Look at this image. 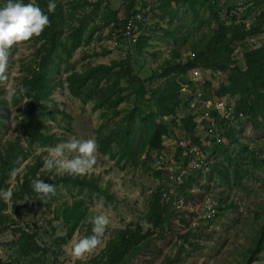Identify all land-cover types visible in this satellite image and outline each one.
<instances>
[{
  "label": "rangeland",
  "instance_id": "rangeland-1",
  "mask_svg": "<svg viewBox=\"0 0 264 264\" xmlns=\"http://www.w3.org/2000/svg\"><path fill=\"white\" fill-rule=\"evenodd\" d=\"M40 1L36 3L39 5ZM58 1L62 7L63 32L62 45L57 48L59 71L54 70L57 84L40 101L56 108V112L50 117L42 115L43 108L36 107L35 114L44 125L43 132L54 134L60 144L72 137L94 138L97 142L98 131L101 135L121 131L130 146L121 145L122 152L127 153L124 156L114 141L110 143L114 156L97 151L94 168L77 176L80 181H73L76 176L44 170V159L52 147L37 143L29 146L21 123L31 99L24 83L40 61H44L41 56L48 43L42 33L14 46L8 80L0 86V150L8 146V141L18 140L26 155L14 176L6 173L7 167L0 157V178H3L0 190L12 191L8 201L0 199V227H4L0 232V263L264 264V117L258 116L261 124L255 126L246 114L232 131L234 141L227 136L225 145L230 158L222 152L207 150V167L184 180V172L180 173L179 168L187 167L182 162L181 144L190 142L185 129L186 109L180 107L173 115L160 116L158 121L167 124L168 132L162 136V147L151 149L146 144L149 122L142 119V110L148 113L156 107L149 94L136 101V88L129 85L143 83L150 89L171 77L169 74L173 72L167 77L159 73L170 63L194 59L190 56L196 54L192 50L198 46L199 39H204L201 49H205L219 30V23L230 29L227 36L241 25L249 30L259 22L264 0H217L222 9L218 22L213 20L211 10L202 0ZM4 2L0 0V5ZM230 7L234 8L227 14ZM136 12L143 17L138 26L141 39L136 43L121 40L117 36L118 25ZM232 16L234 21L230 19ZM260 31L236 41L230 60L243 66V44L251 47L264 44V24ZM140 44L144 45L141 49ZM96 65L103 70V66H109L115 78L117 73L127 74L119 80L123 97L117 104L103 97L105 86H98L85 102L68 89L69 73ZM197 67L206 70L203 75L211 89L217 90L226 81V71L203 66L187 69L186 77ZM93 69L100 72L99 68ZM117 85L113 86L116 91ZM13 88L17 94L9 97L8 92ZM21 88L25 89L23 93L19 92ZM137 104L141 111L135 109ZM193 131L199 133L197 129ZM119 157L123 159L118 161ZM35 162L38 171L35 178L29 173L31 182L39 178L56 186V194L46 204L32 188V195L16 193L14 198L23 174ZM155 170L160 172L159 176H155ZM180 183L182 187L178 188ZM158 187L164 193L161 197L167 204V214L154 227L148 210ZM213 193L234 206L212 221L204 222L200 219L201 210ZM76 205L80 213L84 212V219L71 231L72 219L66 220L65 211ZM101 213L110 218L102 246L83 259L73 258L71 245L92 235L89 218ZM26 227L31 230L27 232ZM187 230L192 233L187 240L193 245L180 237Z\"/></svg>",
  "mask_w": 264,
  "mask_h": 264
},
{
  "label": "trees",
  "instance_id": "trees-1",
  "mask_svg": "<svg viewBox=\"0 0 264 264\" xmlns=\"http://www.w3.org/2000/svg\"><path fill=\"white\" fill-rule=\"evenodd\" d=\"M40 1V0H39ZM176 3L180 0H175ZM205 5L211 10L213 15V20L219 21V14L222 9L218 7L217 0H202ZM29 2V1H28ZM50 0H41L39 3V7L45 12L46 15L49 16L50 25L45 28L43 34L46 37L48 45H46V50H44L41 58H44V61L41 60L39 66L33 70L32 76L27 78L24 83V86L27 90V96L31 97L30 106L25 113V117L21 123V127L24 133L27 135L29 146H33L35 143L41 146H51L55 147L60 139L56 137L54 134L44 133V125L40 122L37 113L35 114L36 107L43 108L42 115H49L50 117L56 112V108H49L46 105L40 104L41 100L47 98V94H49L50 90L57 84L56 78L54 76V70L56 72L59 71L58 68V54L57 48L62 45V40H60V35L63 32V16H62V7L58 0H54L56 4V8L54 12H48V4ZM27 3V0H26ZM234 7L227 8V14L231 13V10ZM232 21L235 20V17L232 16L230 18ZM259 22L256 25H252L249 30H246L244 26H239L236 31H232V34L227 36L228 27H224L223 22L219 23V30L213 34L212 39L204 46H202V40L199 39L198 46L193 48L192 51L196 52V54H192L190 57L194 58L191 60H187L184 63H170L166 66L159 75H165L161 77H167L169 72H173L171 77H167L161 83L155 84L150 89L146 88L142 83L139 86L134 84H130V88H136L137 100L140 102L142 98L149 94L154 106L156 107L155 111H150L146 113L142 110L143 120L149 122V134L146 139V144L151 149H160L162 147V136L167 134L168 126L163 123L161 120L158 121L160 116L173 115L174 112L179 108V86L182 82L187 81L185 71L189 68L196 66H203L204 68H221L226 71V81L223 82L220 87L216 90L217 95L224 96L228 95L230 97H236L235 99L239 103V109L244 113L248 114L254 123L255 126L257 124H261V119L259 117H264V44L251 47L246 44H243L244 52H243V66L236 64L234 60H230V54L232 52V45L236 41H241L246 36H253L260 31L261 26L264 24V10H262L258 15ZM119 26V25H118ZM142 36L138 37V42ZM137 42V44H138ZM75 44L73 46H76ZM144 45L140 44L138 46L139 49L143 48ZM93 68H99L100 72H94ZM105 70L102 69L101 66L96 65L85 69L79 72H71L66 76L67 79V87L71 91V94L78 96L83 102L87 101L92 94H95V90L101 86L106 87V94L103 95L106 99H112L111 102L113 104H117L123 97L120 90L123 85H120V79L125 77L127 74L125 73H117L116 78L114 77V72H110L109 66H103ZM174 74H179L176 78L173 77ZM113 80L111 81V79ZM99 81H103V83H99ZM160 82V81H159ZM115 84H118V90L116 91V87H113ZM132 86V87H131ZM116 91V94L114 92ZM114 94V95H113ZM113 97L111 98V96ZM138 105V104H137ZM135 109L139 108V105L136 106ZM185 119H187L186 131L188 132V136L190 139V143L200 144L198 137L193 136L194 123L191 121V117L186 115ZM241 124V123H240ZM238 124V125H240ZM224 127V125H223ZM235 127L226 128L228 130L227 134H225L230 138L231 141H234L233 133ZM97 144L98 151L100 153H108L110 156L113 155V148L110 143L115 142L119 150H121V145L130 146L129 140L127 137L118 132H110L106 135H101L98 131L97 134ZM8 146L4 148V150H0L1 163L4 167H7V174H11L12 171L17 169L20 163L23 162L26 153L19 145V141H8ZM227 145V144H226ZM225 144H217L213 150L215 152H222L225 154L228 159L230 158L228 154V148ZM229 145V144H228ZM245 147V146H244ZM182 148V147H181ZM183 148L181 149V151ZM180 151V152H181ZM4 153V154H3ZM254 153V152H253ZM127 153L122 152V156ZM180 156V155H179ZM178 156V157H179ZM254 156H256L254 154ZM123 157H119L118 161H121ZM117 161V162H118ZM37 163L35 162L33 165L28 166V170L22 176V180L18 183V187L14 192V198L16 197V193H26L32 195L30 193L31 179L29 178V173L32 174L33 178L37 175ZM234 173L235 178L237 177V166L236 162L234 164ZM199 171V170H197ZM197 171H190L184 174V180L188 176H192L189 174H194ZM155 176H159L160 172L155 170ZM85 177V176H83ZM78 180V177L73 180ZM3 181V178H0V182ZM185 183V181H184ZM96 187V185H94ZM178 188L182 187V183L177 186ZM163 191L160 187L156 189L153 194V199L150 203V207L148 210L149 219L151 218L153 226L156 227L160 221V218L164 217L167 214V204L162 199ZM166 196L168 197L169 195ZM234 205L232 203L227 204L224 209L220 211V213L224 212L232 208ZM79 206L76 205L70 210H66V220L72 219V223L70 225V230H74L80 220L84 219V212H79ZM219 213V214H220ZM2 216H0L1 218ZM2 221H0V225ZM36 226V225H35ZM3 226L0 227V232L3 231ZM27 232L31 229L30 227H26ZM24 234H27L24 232ZM191 231L187 230L183 234H180L188 244L193 245V242H189L187 237L191 235ZM2 264V263H0ZM109 264V263H103Z\"/></svg>",
  "mask_w": 264,
  "mask_h": 264
},
{
  "label": "clouds",
  "instance_id": "clouds-1",
  "mask_svg": "<svg viewBox=\"0 0 264 264\" xmlns=\"http://www.w3.org/2000/svg\"><path fill=\"white\" fill-rule=\"evenodd\" d=\"M56 4L50 0L48 12H54ZM50 25L49 16L39 7L36 0L25 3L24 0H5L0 5V86L8 80L9 59L11 50L33 37H39ZM25 89H19L23 93ZM17 89L8 92L9 97L15 96ZM98 144L94 138H70L67 142L57 144L48 149L44 159V170L56 174L81 176L89 173L96 164ZM11 175H16L14 169ZM32 190L38 194V199L44 204L56 194L54 184L45 183L42 179L31 182ZM12 191L0 190V199L8 201ZM92 224V235L78 239L71 245V256L77 260L94 253L103 244V237L110 224L109 215L101 213L89 218Z\"/></svg>",
  "mask_w": 264,
  "mask_h": 264
},
{
  "label": "built area",
  "instance_id": "built-area-1",
  "mask_svg": "<svg viewBox=\"0 0 264 264\" xmlns=\"http://www.w3.org/2000/svg\"><path fill=\"white\" fill-rule=\"evenodd\" d=\"M142 20V15L137 12L126 17L118 26L117 36L121 40L136 43L139 37L138 26ZM192 71V74L187 75V81L179 86V108L186 109V115L191 117L193 130L199 131L198 134L193 131V136L198 137L200 144H181L182 162L187 167L180 166L179 172L184 174L207 167L205 151L213 149L217 144L227 143L226 128L236 127L246 118L236 99L226 95L219 96L215 89L208 87L207 77L203 75L206 70L197 67ZM208 198L201 210L200 219L204 222L212 221L227 205L224 198L217 194L213 193Z\"/></svg>",
  "mask_w": 264,
  "mask_h": 264
}]
</instances>
